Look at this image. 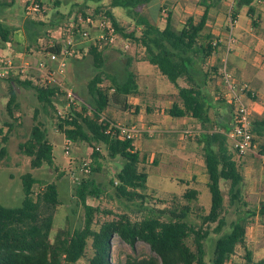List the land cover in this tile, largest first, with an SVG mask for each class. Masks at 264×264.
Returning a JSON list of instances; mask_svg holds the SVG:
<instances>
[{
	"label": "trees",
	"instance_id": "trees-1",
	"mask_svg": "<svg viewBox=\"0 0 264 264\" xmlns=\"http://www.w3.org/2000/svg\"><path fill=\"white\" fill-rule=\"evenodd\" d=\"M148 1L109 0V5L121 6L128 14H131L133 7ZM203 1L206 2V0ZM241 2L249 4L250 0H240L239 3ZM213 4H205L200 22L194 24L191 19H188L181 29L173 27L168 14L163 29L152 25H141L139 28L134 27L127 31L118 24L109 9L97 6L94 10L96 15L109 17L121 36L132 39L143 46L145 59L155 65L171 83L177 85L179 79H184L188 83L187 87L178 86V97L181 104H173L167 112L172 117L190 116L206 129L201 135V141L205 172L208 177L210 207L208 213L203 216L202 224H215L213 232L219 234L214 242L210 261H206L203 245L208 231L202 227H194L185 219L190 211L187 205L179 210L150 213L139 220H131L126 213L114 214L106 211V214H111L113 217L100 223L97 228L94 227L95 213L99 210L89 204L88 199H97L100 194L98 184L93 177H90L92 173L98 172L101 168L99 159L103 158V155L99 146L105 148L108 157L112 159L118 157L123 160L120 170L116 173L115 188L118 197L128 202H133L137 197L145 198V195L139 193L138 190L146 188L148 175L139 169L142 159L134 147L133 139H121L113 131L105 133L108 128L114 129L113 124L105 119L100 121L101 113L110 100L109 90L113 89L115 96H127L138 91L136 76L130 69V60H125L124 77L121 81L110 75V85L100 86L102 75L105 74L107 51H97L91 47L89 53L96 73L87 83V91L92 102L89 108L82 105L79 111L71 110L69 115H73L70 120L57 117L58 129L65 136L74 143H87L91 149L90 173L74 185V195L84 208L83 225L73 230L58 228L51 238L56 208L60 203L56 184L55 182L46 183L42 191L34 194L33 185L37 183V179L31 172H25L20 177L23 190L21 205L6 207L0 203V264H76L85 256L89 241L91 255L86 258L87 264H112L111 240L115 235L131 248H134L137 242H143L150 250V254L146 256L127 255L120 264H227L238 245L244 247L246 264H264V257L253 259L251 251L245 246L247 225L244 217L232 222L229 231L221 232L226 221L220 181H229V206H233L236 202L243 205L246 203L242 200L240 189L243 176L227 147L225 135L220 131H208L211 123L208 114L210 105L206 96L194 82L190 70L195 59L204 60L216 48L217 44L211 43L212 37L203 33L207 10ZM56 24L57 21L52 20L49 23L26 20L27 38L35 39L44 32L45 28ZM10 34V28L0 21V40H9ZM117 52L122 53L118 50ZM16 82L32 89L41 107L45 111L53 110L55 115L54 98L57 88L54 86L37 87L19 80ZM17 108L16 96L11 90L7 102L9 116L12 117ZM251 125L252 133L260 135L264 131L263 119L252 121ZM7 126L10 129L13 123H8ZM0 135H2L0 138L1 163L8 156V151L5 146L7 135L2 134V130H0ZM18 145L21 153L30 159L31 168H39L43 164L53 165V145L40 121L32 125L28 138ZM260 150L264 153V147L261 146ZM196 194V190L187 189L182 196L186 199H193ZM261 210V213H264L263 207ZM164 214L166 217L162 219L161 216ZM191 234L194 250L186 243V239Z\"/></svg>",
	"mask_w": 264,
	"mask_h": 264
},
{
	"label": "rangeland",
	"instance_id": "rangeland-1",
	"mask_svg": "<svg viewBox=\"0 0 264 264\" xmlns=\"http://www.w3.org/2000/svg\"><path fill=\"white\" fill-rule=\"evenodd\" d=\"M3 1L10 3V0H0V3L2 4ZM2 7L4 6H0V8ZM48 7L50 6H46V11L48 12L47 20L53 17V12L50 11L51 7ZM7 10L18 22L24 17L22 0H11V3L7 6ZM62 20L58 21L61 22ZM246 20L247 15L243 13L238 23L245 25ZM234 36L235 31L232 33V37ZM36 46H38L36 40L26 39L25 41L23 40V43L18 42L16 48L19 51L33 54L29 49H34ZM230 47L234 49L235 44L232 43ZM125 54H120L116 51L110 52L107 61H105V74L102 75L103 81L100 86L110 85V75H113L118 81L123 79L125 71V59L123 56ZM26 58L31 60L32 56L29 55ZM74 63L76 62L72 61V66ZM202 63L201 60L197 61L195 66H192L190 69L195 75V78L198 76L197 72L199 69L201 68V71L203 70ZM91 65V58L89 57V62H83L81 65L75 66L74 69L71 68L65 77L67 86L81 100V105L86 104L85 106L88 105V108L92 102L87 91V83L93 77V73H91L93 68ZM223 66H225V70L229 73L227 64ZM221 77L220 83L222 87ZM195 81H198L197 78ZM236 81L247 83L241 78ZM247 84L249 87V83ZM13 85L17 91L16 102L18 108L15 111L18 114L15 112L16 115L14 116L16 120L10 117L7 111V100L9 98L8 80L0 78V130H2V134L7 135L5 145H7L8 150V156L0 163V203L6 207H18L21 205L23 190L20 177L25 172H31L37 179V183L33 185L34 194L42 191L46 183L55 182L60 203L56 208L54 224L50 234V237L53 238L58 228L73 230L83 225L84 208L74 195L75 184L71 181L68 170L76 167L81 160L88 157L90 148L87 143L75 142L70 154L66 156L63 146L64 134L58 129V119L54 115V111H45L36 99L32 89L24 88L15 83ZM206 86V94L210 98L209 96L216 90L214 89L215 83L212 77L206 78ZM220 89L218 90L217 88V91L214 93L217 92L216 95H218ZM108 94L109 96L111 95L110 98L112 100L115 98L112 89L108 91ZM249 97L251 96L247 94L244 101ZM217 105L228 123L231 122L232 124L233 111L229 103L220 96ZM120 108V106L116 107L118 110H121ZM35 110L37 111L36 113ZM37 121H40L46 129L47 137L53 145L54 159L53 165L43 164L41 167L33 169L30 167V159L21 153L18 144L28 138L32 125ZM8 123H13V127L9 129L7 126ZM194 136L197 137V134ZM188 139L189 137L186 138V140ZM254 139L256 143H253L255 146L252 147V150L243 155H238L239 159L237 160L242 167L243 181L240 183V189L242 200L245 201L246 205L236 202L233 206H229V181H220V188L224 197V218L226 221L221 232L229 231L232 222L244 217L247 225L245 246L251 251L252 258L257 260L264 257V213H261L262 207L264 208V162L262 160L264 156L260 155L258 146L260 143L264 145V133L260 137H254ZM99 147L103 155V158L99 159L101 168L98 172L92 173L90 177H93L96 184H98L100 194L97 199H88V203L97 207L99 210L95 213L94 227L97 228L100 223L113 217L111 214H106V211H111L114 214L126 213L131 220H139L150 213H159V211L172 209L179 210L184 205H187L190 211L185 219L194 227H202L208 231V236L203 240V245L206 252V261L209 262L212 256L214 242L219 234L213 232L215 224H202L203 216L208 213L210 207V193L208 187L205 186L206 183H204L203 176L201 179L200 175V179L196 178V181H192L186 176L178 178L177 176H180V173L171 170L170 163L166 166L160 165V162L163 160L166 161V159H162L157 155L154 158L155 162H149L146 159L139 164L141 170L151 174V177L149 176L148 178V182H150L149 186L145 190H138L145 195V198L141 199L137 197L134 202H128L124 198L116 195L115 188L117 185L116 173L120 170L123 160L118 157L114 159L108 157L105 148L102 146ZM160 174H164L167 177L162 178ZM188 183L190 187L187 185ZM194 186L199 188V194L193 199L184 198L182 195L187 188ZM165 217V214L161 216L162 219H165ZM186 243L190 248L195 249L192 234L186 239ZM111 246L112 264H120L127 255L146 256L150 254L147 244L137 242L134 248H131L116 235L111 240ZM90 255L91 247L89 241L85 250V256L79 259L76 264H87L86 258ZM227 264H246L243 246L238 245L236 247L234 255Z\"/></svg>",
	"mask_w": 264,
	"mask_h": 264
},
{
	"label": "crops",
	"instance_id": "crops-1",
	"mask_svg": "<svg viewBox=\"0 0 264 264\" xmlns=\"http://www.w3.org/2000/svg\"><path fill=\"white\" fill-rule=\"evenodd\" d=\"M239 2L240 0H206V2L203 0H149L148 2L137 4L132 8V13L128 14L126 9L121 6H110L109 0H45L46 6L51 7L50 11L53 12V14L51 13L53 17L47 20L48 12L46 11L45 18L42 21L35 22L49 23L51 20L59 22L58 20L65 19L70 15L90 12L95 14V8L101 6L103 9H109L118 24L127 31L132 30L134 27L139 28L141 25H152L163 29L166 25L168 14L170 15L173 27L181 29L188 19H191L194 24L200 22L205 10V4L214 3L207 10L203 33L209 34L212 37L211 43L215 42L217 45L209 56L201 60L203 62V70L201 71L200 68L197 72L198 76L196 78L198 81H195V75L191 73L193 74L194 82L199 86L202 94L206 96L210 105L208 114L211 123L208 131L224 132L231 127V122L228 123L227 119L222 115L217 105L219 96L216 95L217 92H214L217 91V88L219 90L221 87V70L223 69L222 67H225L223 66L225 64H227L229 75L233 80L236 81L241 78L249 83L250 89L248 95L252 98H246L245 103L248 107L251 122L264 120V0H250L249 4ZM10 3L5 1L2 4L0 3V6H4L0 8V21L11 30L9 40H0V54L4 55L8 53L6 43L10 42L13 50L22 53L24 59H27L26 57L31 55V60L33 59L36 62L37 59L44 56L41 53L38 39L45 36L46 30L51 26L45 28L42 34L33 39L38 43L36 48H28L33 54L19 51L16 48L18 42L23 43V40L28 39L25 32L26 18L24 15L23 19L19 22L15 20L7 10V6ZM243 13L247 15L245 25L238 23ZM233 19L235 20L234 23L232 22ZM233 31H235L234 37H232ZM96 34L97 31L92 32V36ZM232 43L235 44L234 49L230 47ZM86 45H88V52L81 59L67 61V74L71 68L74 69L75 66L81 65L83 62H89V57L91 58V66L93 68L91 73L93 75L96 73L92 57L89 53L91 42H87ZM105 51H107L106 61L110 52H117L114 49H106ZM118 51L126 53L123 58L130 60V69L136 76L138 91L135 94L127 96H115L113 100L110 98L107 107L101 113V117L113 125L135 124L141 129L133 144L139 152L142 161L147 159L149 162H153L155 156L158 155L167 161H161L160 165L166 166L170 163L171 170L180 173V176H177L178 178L186 176L192 181H196V178H199L201 175V179L203 176L204 183H206L205 186H207L208 177L205 172L204 156H202L203 143L201 141V135L206 129L190 116L172 117L167 112L173 104H181L178 97V86L187 87L188 83L183 79H179L177 85L171 83L155 65L145 59V49L141 45L132 50ZM72 61L77 64L74 63L72 66ZM197 61H200V59H195L192 66H195ZM211 77L215 83L214 89L216 90L208 98L206 94V78ZM7 80L9 96L11 90L14 91L16 96L17 91L14 89L13 83L18 84L16 80H22ZM18 85L24 87L21 84ZM118 106L121 107V110L116 109ZM15 112H13L12 116L14 120H16L14 116L17 113ZM197 129L199 130L197 131V137H195L194 131ZM186 131L193 132L191 139V136L188 140L184 138L183 135ZM263 133L264 131L260 135H257L253 132L252 143H256L254 137H260ZM194 137L195 139H193ZM226 144L243 176L241 164L237 161L239 154L230 149V143L227 138ZM5 146L7 148V145ZM258 146L260 155L264 156V153L260 152V147H264V145L260 143ZM250 150L252 148L248 151ZM262 160L264 162L263 158ZM146 173L148 175L146 180L147 188L150 184L148 178L149 176L151 177V174ZM161 177L166 178L167 176L162 174ZM187 185L190 187L189 183ZM187 189L196 190V196L199 194V188L195 186Z\"/></svg>",
	"mask_w": 264,
	"mask_h": 264
},
{
	"label": "built area",
	"instance_id": "built-area-1",
	"mask_svg": "<svg viewBox=\"0 0 264 264\" xmlns=\"http://www.w3.org/2000/svg\"><path fill=\"white\" fill-rule=\"evenodd\" d=\"M22 3L26 20L42 21L45 18V0H22ZM232 22L234 23L235 20L233 19ZM93 31H97L95 36H92ZM38 42L44 56L36 62L33 59H24L23 54L13 50L12 44L7 42L8 53L0 54V78L20 79L37 87L54 86L57 88L54 98L55 116L68 120L73 115H69V112L79 111L83 104L81 105V100L66 84L67 61L81 59L88 52L87 42H91V47L97 51L106 49L127 51L140 45L132 39L121 36L109 17L91 12L70 15L46 30L45 36L39 38ZM212 44L215 45V42ZM221 75L222 87L218 95L229 103L233 111L231 127L222 133L229 141L230 149L242 155L254 146L251 119L244 101L249 93V87L245 82L233 80L225 67ZM102 119L101 117L100 121ZM113 128V130L106 129L105 133L113 131L119 138L133 139V141L141 130L135 124L113 125ZM194 133L198 134L197 131ZM183 136L184 138L193 136V132L186 131ZM63 146L64 154L68 156L74 146V141L64 135ZM91 163L90 149L88 157L81 160L76 167L68 170L69 177L74 184L79 183L82 177L90 173Z\"/></svg>",
	"mask_w": 264,
	"mask_h": 264
}]
</instances>
